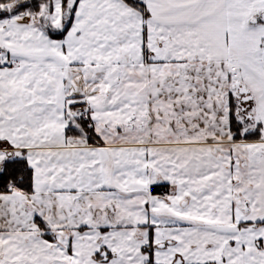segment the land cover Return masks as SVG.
<instances>
[{
    "label": "snow or ice",
    "instance_id": "obj_1",
    "mask_svg": "<svg viewBox=\"0 0 264 264\" xmlns=\"http://www.w3.org/2000/svg\"><path fill=\"white\" fill-rule=\"evenodd\" d=\"M0 264H264V0H0Z\"/></svg>",
    "mask_w": 264,
    "mask_h": 264
}]
</instances>
